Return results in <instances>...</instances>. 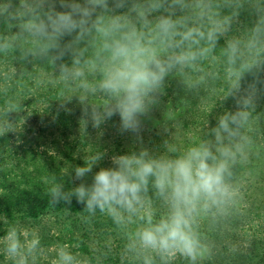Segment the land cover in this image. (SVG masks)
Listing matches in <instances>:
<instances>
[{"label": "clouds", "instance_id": "1", "mask_svg": "<svg viewBox=\"0 0 264 264\" xmlns=\"http://www.w3.org/2000/svg\"><path fill=\"white\" fill-rule=\"evenodd\" d=\"M245 11L250 25L240 24ZM0 63V115L6 117L0 127L7 132L17 130L9 114L23 110L10 89L24 76L58 87L61 107L77 98L86 135L89 122L99 129L116 115L122 132L138 134L169 78L195 94L215 92L223 82L213 109L229 97L236 107L219 113L214 126L207 120L194 141L168 135L161 150L131 149L93 172L104 157L96 148L82 166L48 177L53 204L75 197L87 218L97 212L111 218L126 237L122 256L134 264H171L177 255L189 264L210 258L204 227L234 213L242 199L238 171L257 154L264 0H0ZM247 74L253 80L245 85ZM72 172L81 183L66 190L63 178ZM89 173L91 182H83ZM3 247L12 264H37L43 254L39 235H22L16 226ZM55 264L82 262L59 246Z\"/></svg>", "mask_w": 264, "mask_h": 264}, {"label": "trees", "instance_id": "2", "mask_svg": "<svg viewBox=\"0 0 264 264\" xmlns=\"http://www.w3.org/2000/svg\"><path fill=\"white\" fill-rule=\"evenodd\" d=\"M57 8L62 10L59 6ZM252 19L248 12H242L240 24L250 25ZM220 43L223 44V40ZM32 67L31 63L25 64L28 71H31ZM259 76L264 80V71H261ZM252 80L253 76L247 74L244 84L247 85ZM4 84L3 77H0V105L3 104ZM259 87L261 92L257 112L264 113V84ZM181 90L182 86L179 84V91ZM60 91L56 86H44L40 79H33L32 76H24L18 83L12 84L10 94L23 101L22 138L27 134L36 136L42 133L40 135L47 136L50 140L39 144L35 143L32 137L23 139L22 144L18 145L17 138L12 140L11 130L0 131V235L7 234L10 227H17L21 222L32 223L44 216H51L52 223L49 226L55 228L54 234L49 236L41 232L43 244L49 241L48 245H55L57 249L59 246H65L90 264H134L122 256L126 237L110 217L97 212L96 216L87 218V212L83 211L84 206L78 203L75 197L71 203L53 204L51 200L48 183L50 173H63L64 168L68 166L73 169L78 165L82 166L86 154L95 152L96 148L103 151L98 145H93V148L87 151L89 143L85 136H82V139L71 138L72 115L55 100L59 98ZM202 92L206 97H216L217 103L224 95L223 82L216 85L215 92L207 88ZM232 103L235 104V100L229 97L218 106L220 110H232ZM16 114L10 113L9 119L13 120ZM0 119L5 121L6 117L0 115ZM37 121H40L38 126ZM263 121L264 119L261 124ZM211 122L215 124V117ZM261 124L258 139L261 137L264 146V127ZM41 146L45 147L43 151L39 150ZM100 166L109 167L98 164L93 168V172ZM255 169L256 166L252 164L241 167L238 171L240 184L249 180L247 177L251 176ZM247 173L249 175H246ZM91 177L92 173H89L83 182L90 183ZM63 179L66 190L81 183V180L75 179L74 172ZM252 212L247 207L236 208L230 217L205 233L208 240L213 242V250L210 258L201 261V264H264V224L260 222L263 214ZM229 227L234 228L233 235L227 230ZM171 264L189 262L177 255Z\"/></svg>", "mask_w": 264, "mask_h": 264}, {"label": "rangeland", "instance_id": "3", "mask_svg": "<svg viewBox=\"0 0 264 264\" xmlns=\"http://www.w3.org/2000/svg\"><path fill=\"white\" fill-rule=\"evenodd\" d=\"M3 71H5L4 66L0 64V77H3ZM179 84L176 78L168 79L164 94L160 97V103L154 106L146 116L142 117V125L138 134L133 132H122L120 130V118L116 115L105 122L99 129L92 127L91 122H89L86 135L83 128L81 127L80 129V121L84 118L83 106L79 103L78 99L74 97L71 102L63 107L69 111L73 118L71 138L82 139V136L87 137L89 143L86 148L87 151H90L93 145L102 147L104 157L99 164H103V166L111 165V157L113 155L124 154L131 149H138L141 146L153 150H161L163 141L168 135L176 138L180 143H190L203 133L207 120H209L210 126H214L215 124L212 123L211 120L223 110H220L218 105L213 109L217 98L206 97L204 92H202L203 89L199 94L190 93L183 88L179 91ZM231 105V109L234 110L233 107H236V105L234 103ZM222 106L224 107L225 105L223 104ZM212 109L213 111L210 114ZM164 111L165 117L163 119ZM12 119L13 120L10 121L15 122L14 127L17 129L11 130L13 133L12 140L17 138L18 145L22 144L23 139H30L32 137V140L39 144H44L46 141L50 140L47 136L40 135L42 133L36 136L27 134V136L22 138V120H24V118H22V113H17ZM3 121L0 119V122ZM39 122L40 121L36 122L37 126L40 124ZM261 125L264 127V121ZM1 130L7 131L4 127H0V131ZM262 142L260 137L256 149L257 154H254L248 163L256 166L255 171L251 176L247 177L249 180H244L240 184L242 199L237 205V208L241 209L247 207V209L253 211L252 213H262L263 219L260 222L264 224V146ZM44 149V146L39 147L41 151ZM48 151L49 153L52 152L50 148ZM246 175H249V173ZM51 218V216H44L37 222H21L17 225L22 235L28 233L30 236L33 232L39 235L43 254L38 257L37 264H55L56 246L48 245V243H50L49 241L46 244L42 242L43 234L49 236L54 234L55 228L52 229L49 226L50 223H52ZM256 222L259 221L256 220ZM209 229L208 226H205L204 233L209 231ZM227 230L231 235L235 233L232 227H229ZM1 231L2 229H0V232ZM41 232L43 234H41ZM6 235L7 234L0 235V264H12L11 259L8 257L3 247ZM79 258L82 264H90L85 258Z\"/></svg>", "mask_w": 264, "mask_h": 264}]
</instances>
